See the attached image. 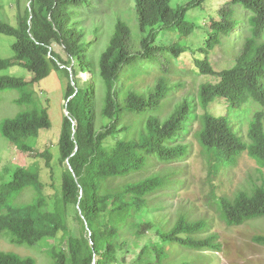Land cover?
I'll use <instances>...</instances> for the list:
<instances>
[{
    "label": "trees",
    "instance_id": "trees-1",
    "mask_svg": "<svg viewBox=\"0 0 264 264\" xmlns=\"http://www.w3.org/2000/svg\"><path fill=\"white\" fill-rule=\"evenodd\" d=\"M172 1L135 0L139 29L145 33L140 48L131 50L132 28L118 18L96 59L83 26V14L94 0H26L24 10L22 0H17V25L0 19V33L16 38L14 56L0 57V71L18 64L33 74L30 81L0 74V102L3 90L14 89L19 92L15 102L27 106L0 123L1 135L18 150L32 153L34 141L52 127L34 84L53 71L69 77L65 92L69 115H64L57 144L64 166L60 187L47 193L36 162L7 168L8 177L0 182V235L36 247L56 239L47 250L52 264H170L166 262L172 258V247L223 249L218 233L203 235L210 227L206 220H193L182 212L172 226L163 228L148 217L154 197L186 182L179 166L151 174L146 167L153 160L170 164L189 156L192 144L178 140L196 119L200 120L196 137L212 178L234 168L245 152L264 167V0H231L210 16L207 26L189 18V12L206 0H189L176 8ZM199 31L204 41L195 47L190 36L196 40ZM219 46L229 49L234 64L216 71L210 55ZM185 53L195 57V68L208 80L200 85L197 101L186 96L167 115L177 87L170 75ZM148 68L159 74L146 88L137 87L146 82ZM80 72H90L95 87L92 79L80 86ZM253 101L263 109L255 113L245 136L237 126V112ZM222 103L227 105L225 114H213L212 107ZM110 139L115 143L109 144ZM51 154L47 149L37 156L46 159L54 178ZM213 198L228 226L264 215V182L253 181L232 196ZM72 215L82 223L79 238L71 232ZM150 230L158 240H145ZM138 241L144 246L129 262L124 252ZM253 241L264 245V235L253 236ZM0 264L39 263L32 256L0 251Z\"/></svg>",
    "mask_w": 264,
    "mask_h": 264
},
{
    "label": "rangeland",
    "instance_id": "rangeland-1",
    "mask_svg": "<svg viewBox=\"0 0 264 264\" xmlns=\"http://www.w3.org/2000/svg\"><path fill=\"white\" fill-rule=\"evenodd\" d=\"M189 0H173L171 6L176 8L181 4H185ZM231 0H206L202 5L193 8L189 12V18L195 20L201 26L210 25V16L223 6H228ZM28 3L22 0L21 9L24 10ZM95 8L87 10L83 26L85 28V39L91 42L93 49V57L98 58L99 54L107 46L112 35L114 25L118 18L126 20L132 26V34L129 40L131 50L136 51L140 48V40L145 33L139 29L137 13L135 11V0H95ZM19 7L17 0H0V19L9 21L14 26L17 25V14ZM242 14V11H241ZM217 18V15L215 14ZM99 30L96 32L95 29ZM191 44L195 41V47H199L204 41L202 31L198 32L199 38L195 40V36L191 35ZM15 37L0 33V57L12 58L14 51L12 44ZM55 50L63 53L62 47L56 45ZM199 56V54H197ZM194 58L190 53L182 54L177 59L175 71L170 77L173 80L172 85L177 84L173 96L170 98L167 108V115L175 110L176 106L182 103L186 96L198 99L200 85L208 80V76L200 74L199 69L194 66ZM210 62L216 71H221L231 67L234 64V58L228 48L217 47L210 55ZM194 67V68H192ZM157 68H160L157 66ZM0 74H11L22 77L30 81L33 74L23 66L14 64L8 69L0 71ZM155 68H148L143 77L146 82H142L137 87L146 88L152 84L158 75ZM80 86L92 79V74L80 73ZM211 80H216L211 78ZM69 82L67 77L61 71H53L48 77L34 84L33 88L38 96L48 108L52 120V127L44 132L38 139L34 141V151L32 153L22 152L18 150L13 143L4 138L0 133V182L4 177H8L7 168H15L28 166L34 162L38 163L42 180L47 184V193L54 194V186L60 187L61 173L64 166L59 162L58 139L60 136L61 125L65 115V92ZM90 83L94 84L93 79ZM19 97V92L14 89H6L1 92L0 102V123L4 118L12 117L20 111L25 110L26 105L15 102ZM245 110L239 117L240 131L246 134L248 132L249 123L255 113L261 109L260 105L255 102H248ZM227 105L216 104L212 107V112L217 115L225 114ZM190 131L183 132L178 141H189L192 144L190 155L182 161H176L170 164L159 163L153 160L146 167L147 173L159 171L160 169L169 170L176 166L183 169L181 178L186 183L177 189H167L164 193L154 197L150 206L151 214L148 216L155 223L163 228L172 226L178 219L180 213L187 212L190 219L206 220L210 227L203 235L218 233L220 241L223 243V249L220 252L212 251H195L182 247H172V258L166 263L181 264L190 262V264H264V245L253 241V236L257 234L264 235V215L257 216L246 223L239 226H228L221 218V214L215 203L214 196H222L224 194L234 195L236 191L248 188L253 181L259 183L264 182V167L256 160L250 157L246 152L241 154L234 168L224 169L217 176L212 178L209 173L206 155L203 148L197 140L196 132L200 128V120L196 119L189 127ZM109 144H114L115 140L110 139ZM50 149L52 152L51 164L54 168V178L46 166V159L37 156ZM143 174L140 175V178ZM123 182V181H122ZM214 191V192H213ZM29 196V195H28ZM26 196V197H28ZM71 232L77 238L84 233L82 223L72 215L70 217ZM150 239L158 240L159 236L155 230H150L145 237L148 242ZM57 243L56 239H49L38 247L36 245H21L12 242L8 236L0 235V251L16 252L22 256H32L37 259L39 264H52L51 258L47 255V250ZM63 242L62 245H65ZM67 244V243H66ZM130 249H126L124 255L127 261L137 259L144 241L132 242ZM120 264V263H114Z\"/></svg>",
    "mask_w": 264,
    "mask_h": 264
},
{
    "label": "clouds",
    "instance_id": "clouds-1",
    "mask_svg": "<svg viewBox=\"0 0 264 264\" xmlns=\"http://www.w3.org/2000/svg\"><path fill=\"white\" fill-rule=\"evenodd\" d=\"M95 1V0H94ZM93 8H95V6H94V3H93V7L91 8V9H93ZM87 10H89V9H86L85 11H86V13H84L83 14V19H84V21H85V15L88 13L87 12ZM127 22V21H126ZM128 23V22H127ZM129 24V23H128ZM130 25V24H129ZM130 27L132 28V26L130 25ZM113 31H114V29H113ZM112 34H113V32H112ZM112 36V35H111ZM106 48V47H105ZM71 69V68H70ZM80 73H82V74H85V73H88V72H80ZM90 73V72H89ZM91 74V73H90ZM71 78H72V80H73V77L71 76ZM89 81V80H88ZM70 99V98H69ZM254 102V101H253ZM256 103V102H255ZM66 104H67V101H65V104H64V108L66 107ZM181 104V103H180ZM259 105V104H258ZM261 107V106H260ZM263 108L261 107V109L260 110H262ZM245 110V108L243 109V110H239L237 113L240 115L243 111ZM214 114V113H213ZM66 115V114H65ZM217 115V114H216ZM222 115V114H221ZM219 116V115H218ZM252 119H253V117H252ZM191 125H188V127H187V131L189 132L190 131V127ZM238 126V128H239V125H237ZM249 129V128H248ZM239 130H240V128H239ZM241 132V131H240ZM242 134H244L245 136L247 135V133L245 134L244 133V131L243 132H241ZM7 139V138H6ZM198 140V142H199V138L197 139ZM200 143V142H199ZM201 145V144H200ZM190 154V153H189ZM67 164L69 165L70 163L67 161ZM72 167V166H71ZM162 193H164V192H162ZM78 209H80V207L78 206Z\"/></svg>",
    "mask_w": 264,
    "mask_h": 264
},
{
    "label": "water",
    "instance_id": "water-1",
    "mask_svg": "<svg viewBox=\"0 0 264 264\" xmlns=\"http://www.w3.org/2000/svg\"><path fill=\"white\" fill-rule=\"evenodd\" d=\"M65 114L69 115V110H68L67 104H66V107H65ZM69 167L72 168L70 164H69ZM80 213H81V210H80Z\"/></svg>",
    "mask_w": 264,
    "mask_h": 264
}]
</instances>
